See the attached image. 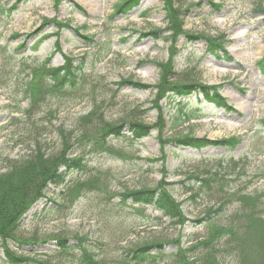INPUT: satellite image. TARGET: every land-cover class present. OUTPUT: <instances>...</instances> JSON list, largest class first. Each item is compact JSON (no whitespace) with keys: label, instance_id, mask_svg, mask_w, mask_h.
<instances>
[{"label":"rangeland","instance_id":"1","mask_svg":"<svg viewBox=\"0 0 264 264\" xmlns=\"http://www.w3.org/2000/svg\"><path fill=\"white\" fill-rule=\"evenodd\" d=\"M15 1L0 0V9ZM120 1L18 0L9 17L0 10V173L34 156L38 146L48 156L59 152L61 131L72 143L69 156H84V167L68 173L64 183L48 185L46 197L19 222L20 241L10 245L33 260L82 264L78 248L61 250L55 240L65 236L72 245L77 235L86 237L102 264L116 263L125 250L143 242H159L167 254L152 264H175L177 246L194 247L187 254L200 256L205 248L195 246L215 226L240 225L250 209L264 217V70L258 65L264 59V0H177L171 6L181 10L180 27L188 33L221 37L225 49L218 58L207 53L205 39L166 31L169 0H140L125 13L115 10ZM53 18L69 24L59 31L60 50L55 51L54 36L33 50L40 35L58 30L50 23L33 34L44 19ZM155 29L158 37L148 33ZM52 52L51 67L63 64L64 56L74 66L84 61L85 82L32 104L23 86L31 67ZM166 75L168 81L197 80L219 90L224 104L198 93L158 98L155 86ZM130 80L149 88L128 85ZM18 107L28 108L27 113L15 112ZM93 108L91 122L137 120L152 128L134 140L126 124L119 137H107V150L85 152L77 139L93 126H82L80 118ZM185 135L211 141L238 136L240 141L233 149L195 148L178 144L176 138ZM161 181L168 183L185 222L172 223L151 205L123 202L119 195ZM77 183L85 187L70 199L66 190ZM245 194L256 196L248 206L239 200ZM218 206L220 211L210 212ZM33 238V245L21 243ZM214 243L226 248L219 252L222 264H241L237 251L229 250L235 244L227 235ZM4 261L0 247V264Z\"/></svg>","mask_w":264,"mask_h":264},{"label":"trees","instance_id":"2","mask_svg":"<svg viewBox=\"0 0 264 264\" xmlns=\"http://www.w3.org/2000/svg\"><path fill=\"white\" fill-rule=\"evenodd\" d=\"M139 1L140 0H121L120 3H117L115 10L120 13H125L138 5ZM176 1L177 0H169V6H165L167 12L166 17L168 20V24L165 28L166 31H172L173 33L178 32V35L182 34L183 36H187L189 40H194L198 37L204 38L208 43L207 50L218 57L219 50L223 49L224 43L221 37H213L203 34L194 35L188 33L187 30L185 31L180 27L183 20V14H180L181 10L171 9V6L174 5ZM166 3L167 2L165 1V4ZM182 3L183 1L181 4ZM17 4L18 0L7 9L1 7L0 10L9 17L11 11L17 7ZM218 5L219 4L216 5L212 3V6L216 9H219ZM185 10L186 8L182 10V13L185 14ZM177 14L180 15L176 19ZM42 22L41 26L33 31V34H38L47 24L50 23H53L58 30L52 34L40 35L32 46L33 50L37 49L41 41L46 38L51 36L57 38L59 31L62 28H67L69 25L68 22H59L54 18L44 19ZM148 33L154 37H158L161 34L158 29ZM83 37L89 42H93L92 37ZM22 47H24L23 44H21L19 48ZM55 48L56 50H60L57 39L55 42ZM52 55L53 53L46 57L41 64L31 67L28 74L29 80L27 79L28 81L26 80L23 86V95L26 99H30L32 104L44 98L48 93H63L67 89H75L79 84L85 82L83 72L84 61H81L74 66L72 64L73 59L64 56L65 64L58 67H50L48 64ZM263 64L264 59H260L258 65L262 70H264ZM168 75L164 76V78L155 86L158 91V98L186 97L192 93L199 92L203 94L205 99L214 101L219 106L224 104V99L218 93V90L209 88L197 80L185 81L183 83L168 81ZM35 80L36 82H34ZM3 82L4 80H2L0 75V86H3ZM128 85L144 89L149 88V86L131 80L128 82ZM228 108L231 109L230 107ZM19 110L26 114L28 108L20 109L18 107L15 112H19ZM95 111L96 109L93 108L88 115H84L80 118V124L82 126H93L91 130L85 131V133H82L77 139V143L82 145L85 152L92 150V147L99 150H107V137L110 135H113V137H119L126 124L128 125V129L134 140L147 136L152 128V126H148L137 120H123L120 123L115 124L106 121H103V124H100L98 121L94 123V121L91 122V120ZM190 116L191 114H185V118L187 119ZM61 133L62 149L59 152L48 156L45 155L38 146L34 156L23 161L13 162L10 164L9 170L0 173V247L5 259V264H50L48 262L33 260V257L27 256L24 253L15 252L10 244L16 242L19 243L20 238L17 235L19 222L34 203L46 197L45 190L48 185L64 183L65 177L68 173L84 167V156H69L72 143L69 141L67 135ZM176 141L180 145L195 148H201L206 145H219L228 149H233L240 141V138L236 136L210 141L205 138L197 139L193 136L185 135L177 137ZM88 146L91 147L89 148ZM201 180L205 181V179ZM167 185V182L161 181L157 183L155 187H143L141 189L128 190L119 195L123 202L130 199L132 204L151 205L159 210L161 214L167 216L172 223L181 224L187 219L183 216L180 204L174 200L169 190H167ZM83 187H85L84 184L77 183L71 187L70 190H66V194L67 196H70V199H74L78 197ZM255 199L256 196L254 197L247 194L239 195V200L242 202L243 206H248L249 202L255 201ZM221 208L222 206L212 208L210 209V212L216 213L220 211ZM243 216L245 221L241 222L240 225L232 227L215 226L211 230L210 236L198 242L197 246H195L205 248V251L200 256H189L187 254V252L192 251L194 247L183 248L177 246L176 252L172 255V258L176 259L175 264H194L197 261L199 264H222V257L219 255V252H221V249L226 248H217L215 243L213 244L214 239L220 235H227L228 239L235 244L232 248L229 247V250L237 251L241 264H264V217L259 215L257 209H250L246 214L243 212ZM203 220L204 218H200L199 220H196V222L200 223ZM73 239L75 243L72 245H69V240L65 236L59 237L55 240L57 241V247L61 250L78 248L82 264H102V262L97 261L96 257L93 256L92 249L86 244L85 236L75 235ZM35 241L36 239L33 238L28 239L27 241H21V243L33 245L36 243ZM165 255L167 254L164 253L161 243L143 242L125 250V252L117 258L116 263L114 264H152L158 262V260H156L157 257ZM191 257L194 258L190 260ZM33 261L34 263H32Z\"/></svg>","mask_w":264,"mask_h":264}]
</instances>
